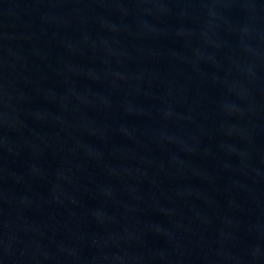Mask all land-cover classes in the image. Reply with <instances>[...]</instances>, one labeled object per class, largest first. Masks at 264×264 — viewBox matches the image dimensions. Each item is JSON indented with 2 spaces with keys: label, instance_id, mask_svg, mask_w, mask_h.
<instances>
[{
  "label": "water",
  "instance_id": "obj_1",
  "mask_svg": "<svg viewBox=\"0 0 264 264\" xmlns=\"http://www.w3.org/2000/svg\"><path fill=\"white\" fill-rule=\"evenodd\" d=\"M0 264H264V0H0Z\"/></svg>",
  "mask_w": 264,
  "mask_h": 264
}]
</instances>
